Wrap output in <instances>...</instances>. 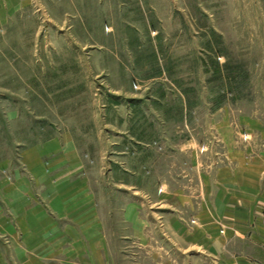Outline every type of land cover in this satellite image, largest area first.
<instances>
[{
    "label": "rangeland",
    "instance_id": "obj_1",
    "mask_svg": "<svg viewBox=\"0 0 264 264\" xmlns=\"http://www.w3.org/2000/svg\"><path fill=\"white\" fill-rule=\"evenodd\" d=\"M53 137L100 199L106 264H215L158 217L264 164V0H0V179Z\"/></svg>",
    "mask_w": 264,
    "mask_h": 264
},
{
    "label": "crops",
    "instance_id": "obj_2",
    "mask_svg": "<svg viewBox=\"0 0 264 264\" xmlns=\"http://www.w3.org/2000/svg\"><path fill=\"white\" fill-rule=\"evenodd\" d=\"M68 147L53 137L28 148L22 167L0 179V264H106L105 211L76 150ZM241 170L243 181H229L232 192L224 202L214 199L213 209L191 216L178 208L158 217L160 227L193 235L200 245L211 241L215 264H264V164ZM249 186L256 190L253 200ZM128 220L141 234L147 229L137 213L131 211Z\"/></svg>",
    "mask_w": 264,
    "mask_h": 264
},
{
    "label": "built area",
    "instance_id": "obj_3",
    "mask_svg": "<svg viewBox=\"0 0 264 264\" xmlns=\"http://www.w3.org/2000/svg\"><path fill=\"white\" fill-rule=\"evenodd\" d=\"M253 264H255V263H253Z\"/></svg>",
    "mask_w": 264,
    "mask_h": 264
}]
</instances>
